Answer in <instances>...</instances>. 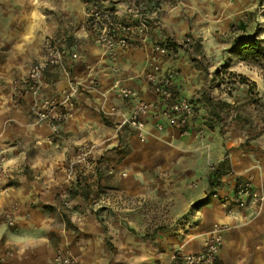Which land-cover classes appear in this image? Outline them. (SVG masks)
I'll list each match as a JSON object with an SVG mask.
<instances>
[{
	"label": "crops",
	"instance_id": "1",
	"mask_svg": "<svg viewBox=\"0 0 264 264\" xmlns=\"http://www.w3.org/2000/svg\"><path fill=\"white\" fill-rule=\"evenodd\" d=\"M78 4L80 20L72 29L61 30L40 6L43 4L36 2L31 13V35L25 37L32 40L40 31L44 33L42 39L56 35L71 52L80 54L78 60L71 56L67 60L74 76L80 81L97 80L102 90L110 88L119 76L141 73L146 62L145 49H130L123 52L116 63L110 61L93 38L81 29L84 8L81 0ZM241 7L234 0L176 3L150 18V42L175 36L180 39L191 30L199 34L200 26H207L211 29L207 32L211 33L210 37L201 40L202 36H198L200 48L195 56H219L215 53L227 41L221 36L222 29L232 22ZM173 19L181 20L178 27ZM36 51L37 60L41 47ZM188 53L180 47L177 58L163 57L161 63L164 69L181 70L177 89L181 95L194 98L195 83L190 80L193 62ZM35 59L0 63L3 65L0 66V158L7 159V173L0 181V206L18 208L16 227L0 220V264H55L56 251L67 246L80 264L167 263L178 249L199 251L216 225L223 227L224 242L215 264H264V204L228 211L217 198L206 199L210 170L224 160H227V168L216 191L232 195L239 179L251 177L255 188L264 192V133L254 137L246 134L223 137L212 130H206L203 135L195 131L181 134L173 129L159 133L150 124V133L142 140L130 128L117 133L119 116H109L102 111L103 105L107 110L111 104L127 111L129 104L112 92L106 99L100 92L83 87L77 97L75 114L56 137L59 146L51 145L47 142L51 134L48 126L37 125L31 114V96L12 98V82L27 74ZM114 66L119 69L118 74L114 73ZM45 80L42 98L60 96L67 86L61 72L54 68L48 70ZM132 85L140 89L143 99L156 98L143 79L133 81ZM85 141L100 144V156L124 141L129 146L121 163L114 165L116 171L128 170L129 177L110 176L114 172L107 174L104 182L110 187L106 189L108 193L115 196L114 201L117 196L122 198V212L115 218L111 212L106 214L104 223L97 215L87 217V212H80L84 209L76 205L81 189L72 195L77 186L67 179L65 166L73 159L77 146ZM34 152L36 157H32ZM102 169L100 163L99 178L90 179L87 186L94 189L102 184ZM66 191L71 192V207L63 204ZM163 198L168 201L165 212L168 211L173 220L185 214L182 224L168 229L161 228L160 224L149 228L139 214L135 216V212H152L153 215L162 212ZM199 202L195 211L187 212L193 203ZM70 221L79 231L68 227Z\"/></svg>",
	"mask_w": 264,
	"mask_h": 264
},
{
	"label": "built area",
	"instance_id": "2",
	"mask_svg": "<svg viewBox=\"0 0 264 264\" xmlns=\"http://www.w3.org/2000/svg\"><path fill=\"white\" fill-rule=\"evenodd\" d=\"M181 0H81L84 8V18L81 29L93 38L100 46L104 55L116 63L121 54L135 48H143L147 54L146 62L141 73L128 74L116 78L112 86L102 90L97 80L80 81L70 70L67 60L80 59L78 52H71L68 46L55 36L47 35L42 39L41 54L31 66L27 74L12 82V98L21 99L31 96L30 111L39 126H48L51 134L47 142L59 146L56 137L62 132L63 126L73 116L77 108V97L83 87L100 92L108 98L112 92L123 102L130 105L129 110L123 111L116 104L109 109L102 106V111L109 116H119L117 132L126 128L134 130L145 140L150 130L159 133L169 129L177 130L181 134L195 131L198 135L203 132L204 123L192 98L180 94L176 81L182 72L179 68L164 69L161 63L163 57L177 58L180 47H184L192 56L200 43L199 37H185L182 40L168 38L162 41L150 42V18L158 16L165 8L173 6ZM201 59V56H196ZM57 69L66 81V88L60 96L40 97L45 89L46 74L49 69ZM114 73L119 69L114 66ZM213 73V71L210 70ZM143 79L147 87L156 98L145 100L141 97L139 88L132 85L133 81ZM99 145L94 141L80 143L75 155L66 166L67 179L71 184L85 185L90 179L99 178L100 170ZM6 157L0 158V181L7 173ZM113 174L114 169L109 168ZM126 176L125 171L122 172ZM77 188V187H76ZM89 197L95 202L101 201L92 191ZM228 211L233 208L244 209L249 206L264 204V192L255 188L251 177H243L236 183L234 192L221 194L218 191L212 194ZM64 206L71 207V192L63 195ZM16 206L3 208L0 206V220H4L10 227L18 225ZM223 227L216 225L211 235L197 252H188L184 249L176 250L167 263L161 264H215L224 238ZM11 255V254H10ZM55 264H80L78 257L67 247L59 248L54 257Z\"/></svg>",
	"mask_w": 264,
	"mask_h": 264
},
{
	"label": "rangeland",
	"instance_id": "3",
	"mask_svg": "<svg viewBox=\"0 0 264 264\" xmlns=\"http://www.w3.org/2000/svg\"><path fill=\"white\" fill-rule=\"evenodd\" d=\"M185 1L181 0L179 2L185 3ZM36 2L43 4L40 6L44 8L46 13L51 15L50 17L54 19L57 27L61 30L72 29L75 26L74 24L80 20L78 0H0L1 64H4V61H19L20 58H27L30 62L35 59L36 49L41 47L40 42L44 33L40 31L32 40L27 39L25 35L31 33V13ZM234 2L240 3L243 7L238 10L239 12H236L237 14L234 15L232 22L222 29L221 36L227 41L223 42L226 43L224 47H219L222 51L219 52L220 49L218 48L219 51L215 53L219 56L207 57L199 54L201 59L195 56L196 59L193 60L192 54L187 51L190 54L189 59L193 62L190 67L193 69L191 72L193 76L190 80L195 83L192 94L194 98H198L207 118V123L204 124L201 135L206 130L216 131L223 137L231 134H246L249 137H254L264 133V59H242L239 56L240 43L238 42L241 37H256L264 46V0H234ZM33 10L35 11V8ZM180 21L177 19L172 20L177 27L180 25ZM48 30L51 31L50 28ZM200 30L199 34L191 30L185 35L183 34L181 38L202 36L200 37L201 40H205L210 37L211 33H207L211 32L210 28L200 26ZM33 33H36V31ZM53 36L57 37L56 35ZM178 37L180 38V36ZM11 38L14 39L11 40ZM173 38L177 39L176 36ZM181 38L178 40H182ZM199 48L200 44L195 53H199ZM1 64L0 66H3ZM220 69H232L234 71L222 72ZM242 75L247 78L244 83L240 81ZM214 102L217 104H214ZM105 142V140L101 141L100 144L103 145ZM128 151L129 146L124 141L100 153L102 154L100 163L103 168L101 178L104 180L101 179L102 184L99 185V193L103 195L102 200L95 202L94 199L88 197V188L84 186L79 188L81 189L79 193L81 198L78 200L76 207L84 209L80 212H87V217L97 215V219L104 223L107 219L106 214L108 215L111 212L113 218L119 213L121 214L120 201L122 198L117 196L114 201L115 196L108 193L109 191L106 189L110 187H107L104 182L106 175L109 174L106 173L109 168H113L115 172L110 176L129 177L128 170L119 168L116 171L117 169L114 167L115 164L121 163L122 155H125ZM32 157H36L35 152ZM121 170L125 171L127 175L123 176ZM214 170L213 168L210 170V175ZM79 189L74 188L72 195L75 192L78 193ZM209 191L210 186L207 195ZM160 205L162 212H155V215L152 212H135V216L139 214L140 220L147 223L149 228L160 224L161 228L168 229L183 223L185 214L173 220L174 217H170L168 211L165 212L168 208V201L165 198L162 199ZM194 205L195 203L189 207L187 212L195 211L197 207ZM67 225L71 230L79 231L78 227H75L71 221L67 222Z\"/></svg>",
	"mask_w": 264,
	"mask_h": 264
},
{
	"label": "trees",
	"instance_id": "4",
	"mask_svg": "<svg viewBox=\"0 0 264 264\" xmlns=\"http://www.w3.org/2000/svg\"><path fill=\"white\" fill-rule=\"evenodd\" d=\"M238 42L240 43V50H239V56L244 59V60H260V59H264V46L261 44L260 41L257 40L256 37H241L239 38ZM240 81L242 83L247 81V78L245 76H240ZM192 101L195 102L197 109L199 111L200 114V118L203 121L204 124L207 123V118H206V114L205 112L202 110V105L200 104V102L198 101V98H192ZM214 104H217L216 102H214ZM227 168V160H224L222 162H220L217 167L215 168V170L213 171V173L210 176V191L207 195L206 199H209L212 197V194L216 192V188L221 184V178L225 173V170ZM80 187H82L81 185H78L77 188L79 189ZM86 188H88L87 190V195L89 197V194L94 191L95 195L98 196L99 193V184L96 185V187L94 189L90 188L89 186H87V184H85ZM76 188V189H77ZM73 191V190H72ZM199 203H195L194 206L198 207Z\"/></svg>",
	"mask_w": 264,
	"mask_h": 264
}]
</instances>
